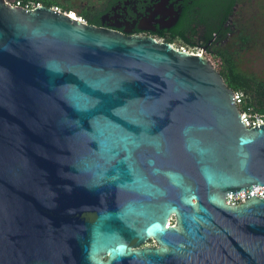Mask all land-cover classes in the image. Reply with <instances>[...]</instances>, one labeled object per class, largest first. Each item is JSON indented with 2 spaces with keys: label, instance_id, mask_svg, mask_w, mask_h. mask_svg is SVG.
<instances>
[{
  "label": "water",
  "instance_id": "obj_1",
  "mask_svg": "<svg viewBox=\"0 0 264 264\" xmlns=\"http://www.w3.org/2000/svg\"><path fill=\"white\" fill-rule=\"evenodd\" d=\"M235 94L206 48L0 0V264H264Z\"/></svg>",
  "mask_w": 264,
  "mask_h": 264
},
{
  "label": "trees",
  "instance_id": "obj_2",
  "mask_svg": "<svg viewBox=\"0 0 264 264\" xmlns=\"http://www.w3.org/2000/svg\"><path fill=\"white\" fill-rule=\"evenodd\" d=\"M23 6L41 3L46 7H58L63 12L75 10L72 0H16ZM241 0H187L178 23L166 31L154 34L157 39L183 47L206 48L212 64L219 70L227 85L243 94L242 110L264 115V75L248 73L241 69L239 57L247 50L251 37L236 27L233 17ZM190 3V5H189ZM82 18L90 25L100 22V15L86 10ZM199 38L201 43L196 42ZM239 47V48H237ZM216 61H218L216 63ZM218 63L221 65L218 66Z\"/></svg>",
  "mask_w": 264,
  "mask_h": 264
},
{
  "label": "flooded vegetation",
  "instance_id": "obj_3",
  "mask_svg": "<svg viewBox=\"0 0 264 264\" xmlns=\"http://www.w3.org/2000/svg\"><path fill=\"white\" fill-rule=\"evenodd\" d=\"M186 1L108 0L103 9L94 11L95 14L100 15V22L94 26L116 31L126 36L154 37L156 32L170 30L174 27L169 26L176 18L178 21L180 20ZM168 225H176L174 214L168 219ZM142 247H158V242L150 239L140 248Z\"/></svg>",
  "mask_w": 264,
  "mask_h": 264
},
{
  "label": "rangeland",
  "instance_id": "obj_4",
  "mask_svg": "<svg viewBox=\"0 0 264 264\" xmlns=\"http://www.w3.org/2000/svg\"><path fill=\"white\" fill-rule=\"evenodd\" d=\"M13 3L16 0H7ZM108 0H72L75 10L72 11L77 17L82 18V14L88 10L91 13L103 9ZM236 27L246 31V35L251 37L247 44V50L241 52L239 57L241 69L248 73L264 75V0H241L236 7L233 17ZM159 41H164L158 39ZM197 43H201L196 38ZM178 49H186L191 52H198L199 48L183 47L179 41L173 44ZM239 48V47H237ZM218 61H216L217 63ZM221 64L218 63V66Z\"/></svg>",
  "mask_w": 264,
  "mask_h": 264
},
{
  "label": "built area",
  "instance_id": "obj_5",
  "mask_svg": "<svg viewBox=\"0 0 264 264\" xmlns=\"http://www.w3.org/2000/svg\"><path fill=\"white\" fill-rule=\"evenodd\" d=\"M10 4L17 6V7H24L26 9H35V8H39V7L43 6L41 3H37L34 6H29V5L23 6L21 1L13 2ZM53 9H55L57 11H62L58 7H53ZM68 14L76 17L77 20H80L83 23H87L85 19H83L81 17H77L75 13L70 12ZM182 49H184V48H182ZM187 51H189V50H187ZM189 52H191V51H189ZM192 53L201 56L202 49L196 53L195 52H192ZM235 101H236V104L240 108V111H241V120L247 128L251 129V128H255L258 125H264V115H258V114L252 113V109H249V110H242L241 109L243 102H244L243 94L236 92ZM246 194H249V195L247 196ZM250 197H258V198L264 199V186H254L252 190H245V191L243 190V191H240L238 193H235V195L229 194L226 197V202L228 205L237 206V205L245 202L246 199H248Z\"/></svg>",
  "mask_w": 264,
  "mask_h": 264
},
{
  "label": "clouds",
  "instance_id": "obj_6",
  "mask_svg": "<svg viewBox=\"0 0 264 264\" xmlns=\"http://www.w3.org/2000/svg\"><path fill=\"white\" fill-rule=\"evenodd\" d=\"M67 13V12H66ZM73 13V12H72Z\"/></svg>",
  "mask_w": 264,
  "mask_h": 264
}]
</instances>
